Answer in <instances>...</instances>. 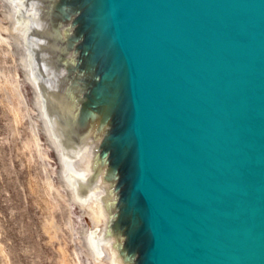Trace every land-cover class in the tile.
<instances>
[{"label": "water", "instance_id": "95a60500", "mask_svg": "<svg viewBox=\"0 0 264 264\" xmlns=\"http://www.w3.org/2000/svg\"><path fill=\"white\" fill-rule=\"evenodd\" d=\"M88 264H264V0H0Z\"/></svg>", "mask_w": 264, "mask_h": 264}, {"label": "rangeland", "instance_id": "374dc122", "mask_svg": "<svg viewBox=\"0 0 264 264\" xmlns=\"http://www.w3.org/2000/svg\"><path fill=\"white\" fill-rule=\"evenodd\" d=\"M10 25L0 2V264H88Z\"/></svg>", "mask_w": 264, "mask_h": 264}, {"label": "bare ground", "instance_id": "6f19581e", "mask_svg": "<svg viewBox=\"0 0 264 264\" xmlns=\"http://www.w3.org/2000/svg\"><path fill=\"white\" fill-rule=\"evenodd\" d=\"M11 26V27H10ZM8 28H6V31L7 32H10L11 33V30H12V33H14V31H13V28H12V25H10ZM15 113H16V118H17V120H19V118H20V113H19V111L16 109L15 110ZM49 185V189H52L53 187H52V184L50 183V184H48ZM51 195V194H50ZM63 264H66V263H63Z\"/></svg>", "mask_w": 264, "mask_h": 264}]
</instances>
